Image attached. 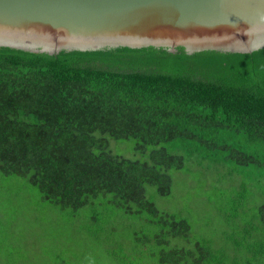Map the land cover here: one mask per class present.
I'll list each match as a JSON object with an SVG mask.
<instances>
[{"label": "trees", "instance_id": "16d2710c", "mask_svg": "<svg viewBox=\"0 0 264 264\" xmlns=\"http://www.w3.org/2000/svg\"><path fill=\"white\" fill-rule=\"evenodd\" d=\"M109 138L131 139L137 158L114 154ZM198 165L227 180L224 243L191 238L187 218L146 197V185L169 196ZM0 174L53 209L23 227L68 235L31 263L6 235L3 264H264V47L0 46Z\"/></svg>", "mask_w": 264, "mask_h": 264}, {"label": "water", "instance_id": "95a60500", "mask_svg": "<svg viewBox=\"0 0 264 264\" xmlns=\"http://www.w3.org/2000/svg\"><path fill=\"white\" fill-rule=\"evenodd\" d=\"M0 46L252 52L264 47V0H0Z\"/></svg>", "mask_w": 264, "mask_h": 264}, {"label": "rangeland", "instance_id": "374dc122", "mask_svg": "<svg viewBox=\"0 0 264 264\" xmlns=\"http://www.w3.org/2000/svg\"><path fill=\"white\" fill-rule=\"evenodd\" d=\"M109 140L110 150L114 154L137 158L132 149L131 139L115 140L109 138ZM143 158L146 159V157ZM203 166H206L205 162H203ZM190 171L185 173L183 177L174 179L169 196L159 195L155 187L146 185V197L159 210L177 213L187 218L191 225V238L206 239L212 241V244H219L223 242L221 232L224 224L226 226L225 221L227 220L226 214L219 213L225 200L223 194L229 190V186L225 185L227 180L222 175H215L216 170L201 168L199 165L193 167ZM212 176H215L216 180ZM17 178L19 177H4L0 174V228H3V231L0 232V242L2 244V247H0V264H3V261L8 259L9 256L8 252L4 251V243L1 241L6 235L10 238L6 243L8 242L9 246H15L11 252L18 251L19 255H24L27 258L23 247L28 248L29 263H31L34 256L36 259V255L50 252L56 242L66 243L68 241L67 229L64 231L59 229L56 233L53 229L42 231L39 227L22 226L21 223L31 217L33 213H37L38 217L43 214V217H47L52 221L53 209L50 204H45L39 199L40 195L36 188L30 186L25 180L18 179L16 181ZM8 179L11 181H8ZM13 208L21 210V214H19L23 216L21 221H16L15 217L18 212L11 217V214L4 212V209L11 211ZM144 217L146 216L144 215ZM8 228L13 229L15 233L8 230ZM35 242L36 244L33 245ZM28 243L33 244L29 246ZM67 245L75 253L85 248L78 247L72 242L67 243ZM39 251L40 253H38ZM58 254L59 256L63 255L61 250H58Z\"/></svg>", "mask_w": 264, "mask_h": 264}]
</instances>
